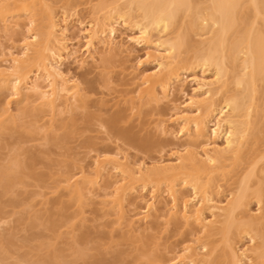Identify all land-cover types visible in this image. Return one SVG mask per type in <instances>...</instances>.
Here are the masks:
<instances>
[{"label":"bare ground","instance_id":"obj_1","mask_svg":"<svg viewBox=\"0 0 264 264\" xmlns=\"http://www.w3.org/2000/svg\"><path fill=\"white\" fill-rule=\"evenodd\" d=\"M61 1L0 0V142L42 134L60 145L78 115L95 118L84 115L92 86L62 70L68 55L113 89L96 102L120 110L95 124L120 138L57 171L41 194L43 205L54 197L74 207L60 227L84 225L99 205L108 241L76 242V257L97 249L112 255L95 264H264V0H84L87 21ZM77 24L80 54L67 44ZM126 120L161 139L121 129ZM126 144L160 154L148 163ZM35 163L15 149L0 164V186L13 192ZM8 222L0 214V226ZM3 240L0 264H62L58 255L12 257L14 241Z\"/></svg>","mask_w":264,"mask_h":264},{"label":"rangeland","instance_id":"obj_2","mask_svg":"<svg viewBox=\"0 0 264 264\" xmlns=\"http://www.w3.org/2000/svg\"><path fill=\"white\" fill-rule=\"evenodd\" d=\"M69 4L76 6L81 20H89L90 6L84 0H73ZM66 6L64 0L56 5L59 9ZM67 44L70 53L73 50H78L77 54L84 52L86 45L84 26L77 24L70 28ZM144 53L142 47L135 48V54L142 61L145 60ZM152 68H154V65L148 62L139 64V70H150ZM112 69L117 70L118 68ZM62 70L67 77L80 78L92 86L91 103L84 115L87 116L92 113L95 118L88 121L86 117H83V114L78 115L76 126L67 130L69 131L67 138L60 145L46 143L42 134H27L20 137L17 133L4 136L0 142V164L9 160L15 149L34 157L36 163L31 169L19 174L20 178L13 192H5L0 186V214L7 216L9 219L7 224L0 226V241L3 242V238L8 236L12 238L15 244L12 247V257L27 254L33 259H41L58 255L62 260V264H95L101 257L110 259L112 254H105L97 249H92L88 251L90 257L79 259L74 252L76 242L85 245L88 241L99 238H101V242L108 241L106 232L109 228L98 225L99 222H104L101 217L99 218L100 213L97 210L99 205H89L91 210L88 217L90 219L84 225L74 220L67 223L66 226L60 227L59 225L66 222L69 219L68 217L72 215L74 207H70L67 202H56L54 197H51L48 203L43 205L40 202L42 199L41 194L48 191V186L56 176L57 171L75 170L73 163L85 157L86 160H89L86 153L92 147L111 146L113 144L111 141L115 140L116 137L120 138L117 131L112 130L106 133L95 124L98 116L104 119L111 118L117 114L120 108L112 105V101H108L104 105L101 102H96L102 96L104 98L111 97L112 95H107L113 91L108 82L101 81L102 78L99 72H88L80 68L74 62L73 55L67 56L62 64ZM91 122L93 123L91 124ZM144 127H147V124H139L137 121L130 122L126 120L120 123V128L123 130H130L140 136L153 134L152 139L156 142L161 139L154 133V130ZM107 134L111 136V139L105 138L108 137ZM124 146L131 156L144 158L148 163L160 154L157 147L144 150L129 144ZM170 147V145L165 147L162 153H169ZM145 197L147 198V194H145ZM252 207L255 209L257 205L253 203ZM96 218L97 221H94L93 219ZM126 249L127 252H130V248ZM129 261L128 264H138V261L132 258H128Z\"/></svg>","mask_w":264,"mask_h":264}]
</instances>
